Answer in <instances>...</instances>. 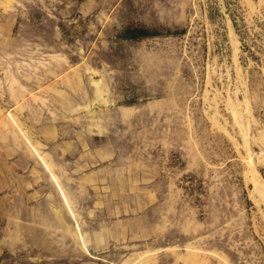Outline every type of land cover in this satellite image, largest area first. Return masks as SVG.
<instances>
[{"label": "rangeland", "instance_id": "rangeland-1", "mask_svg": "<svg viewBox=\"0 0 264 264\" xmlns=\"http://www.w3.org/2000/svg\"><path fill=\"white\" fill-rule=\"evenodd\" d=\"M0 264H264V0H0Z\"/></svg>", "mask_w": 264, "mask_h": 264}, {"label": "trees", "instance_id": "trees-1", "mask_svg": "<svg viewBox=\"0 0 264 264\" xmlns=\"http://www.w3.org/2000/svg\"><path fill=\"white\" fill-rule=\"evenodd\" d=\"M125 33L126 38H138L147 35L148 30L144 27L130 26L125 29Z\"/></svg>", "mask_w": 264, "mask_h": 264}, {"label": "crops", "instance_id": "crops-1", "mask_svg": "<svg viewBox=\"0 0 264 264\" xmlns=\"http://www.w3.org/2000/svg\"><path fill=\"white\" fill-rule=\"evenodd\" d=\"M101 233H99L98 232V234H96L97 236L99 235V237H100V240H97V243H99V242H101L102 240H104L105 239V236H106V234L105 233H107L106 231H107V229H101ZM88 237V236H87ZM89 238V237H88ZM96 246H94L93 248H95ZM90 248H91V240H90Z\"/></svg>", "mask_w": 264, "mask_h": 264}, {"label": "bare ground", "instance_id": "bare-ground-1", "mask_svg": "<svg viewBox=\"0 0 264 264\" xmlns=\"http://www.w3.org/2000/svg\"><path fill=\"white\" fill-rule=\"evenodd\" d=\"M256 182H257V181H256ZM258 183H262V182H258ZM257 186H258V187H259V186H261V187H260V188H261L260 190H262V186H263V184H260V185H258V184H257ZM257 186H255V187H256V189H258V187H257ZM258 190H259V189H258Z\"/></svg>", "mask_w": 264, "mask_h": 264}]
</instances>
